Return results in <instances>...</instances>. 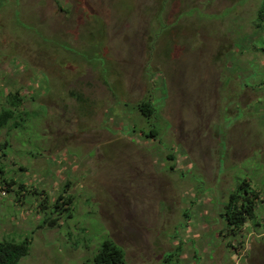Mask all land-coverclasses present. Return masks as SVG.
Wrapping results in <instances>:
<instances>
[{"label": "rangeland", "instance_id": "1", "mask_svg": "<svg viewBox=\"0 0 264 264\" xmlns=\"http://www.w3.org/2000/svg\"><path fill=\"white\" fill-rule=\"evenodd\" d=\"M259 3L0 0V110L14 93L25 121L0 133V238L31 239L20 264H92L104 239L126 264H264ZM244 179L259 199L232 230ZM65 184L73 217L37 229Z\"/></svg>", "mask_w": 264, "mask_h": 264}, {"label": "trees", "instance_id": "2", "mask_svg": "<svg viewBox=\"0 0 264 264\" xmlns=\"http://www.w3.org/2000/svg\"><path fill=\"white\" fill-rule=\"evenodd\" d=\"M257 31L264 32V0H260L255 17ZM264 36H261L262 40ZM7 107L0 110V133L2 129L8 127L11 123L12 128L20 129L22 124L25 123L22 113L19 111L22 103L21 97L9 92L7 96ZM145 118H150L155 109L150 102H143L137 107ZM153 126V125H152ZM27 128V127H26ZM25 129V128H24ZM156 127H151L145 137H154L153 130ZM6 185H12V179L4 181ZM23 183H19V187L23 189ZM67 184L62 189L61 194L58 195L56 200L51 203L50 208L47 206L46 198L43 203L39 205L44 213L43 220L36 226L37 229L44 227H53L57 225V216L71 219L73 217V202L72 198L67 194ZM32 189V188H31ZM32 192L31 195L36 193ZM44 199V198H43ZM259 199V194L250 188L247 179L241 180L237 187L229 193L228 199L223 206V213L221 217L225 220L227 226L232 229H240L246 221L253 217V210L255 202ZM49 209V213L46 209ZM55 215L56 217H53ZM14 236V235H12ZM86 238H84L85 240ZM31 246V239L22 238L19 242L13 240L11 237L8 239L0 238V264H20L21 259L28 256ZM92 264H126L123 250L112 240L104 239L98 246L96 252L91 259Z\"/></svg>", "mask_w": 264, "mask_h": 264}]
</instances>
